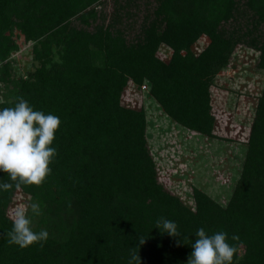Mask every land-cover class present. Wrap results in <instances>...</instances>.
Wrapping results in <instances>:
<instances>
[{"label":"trees","instance_id":"obj_1","mask_svg":"<svg viewBox=\"0 0 264 264\" xmlns=\"http://www.w3.org/2000/svg\"><path fill=\"white\" fill-rule=\"evenodd\" d=\"M18 34L35 42L41 62L28 77L9 62ZM202 38L207 44L196 54ZM240 43L260 51L264 69V0H0V82L7 87L0 110L23 97L60 119L51 173L41 186L21 188L41 208L31 213L33 231L49 237L42 248L9 245L7 211L17 190L0 191V264H129L137 245L141 264H187L199 228L227 233L237 247L232 264H264V89L229 202L196 187L195 208L158 181L145 111L122 102L129 80H149L170 116L212 134L211 86ZM163 44L173 49L168 62L156 55ZM2 182L10 180L0 172ZM161 217L180 235L162 233Z\"/></svg>","mask_w":264,"mask_h":264},{"label":"rangeland","instance_id":"obj_2","mask_svg":"<svg viewBox=\"0 0 264 264\" xmlns=\"http://www.w3.org/2000/svg\"><path fill=\"white\" fill-rule=\"evenodd\" d=\"M141 17L137 15L138 22ZM16 39L19 48L12 52L9 62L17 75L28 77L29 72L41 64L35 56V42L26 40L22 34ZM206 44L207 39L202 38L192 48L199 54ZM172 54L173 49L166 44L156 52L165 62ZM259 57L258 49L240 43L229 63L220 69L211 86L215 118L212 134L186 127L170 116L152 95L149 80L139 86L131 79L125 86L123 104L145 111L146 139L158 181L191 208L196 207V187L222 205H227L234 192L246 160L256 105L264 89V69L259 65ZM6 90L4 82H0V100ZM32 199L23 189L17 190L8 215L19 204L30 205ZM37 219L32 220V224ZM244 250L245 245L241 244L239 255H243Z\"/></svg>","mask_w":264,"mask_h":264},{"label":"clouds","instance_id":"obj_3","mask_svg":"<svg viewBox=\"0 0 264 264\" xmlns=\"http://www.w3.org/2000/svg\"><path fill=\"white\" fill-rule=\"evenodd\" d=\"M59 125V117L34 110L23 97H17L13 107L0 110V172L10 180L0 183V191L43 184L51 173L49 165L57 154V149L51 145ZM29 209L33 216L41 214L40 205L36 202L19 204L10 211L12 228L5 235L9 245L23 249L39 244L42 248L47 241V230L33 231ZM156 227L170 236L180 235L176 223L163 217L156 221ZM195 236L187 264H232L237 247L228 242L227 233L221 231L208 235L204 228H199ZM231 239L235 241L239 237L233 235ZM144 243L145 238L141 236L139 244ZM138 248L139 245L131 250L129 264H141Z\"/></svg>","mask_w":264,"mask_h":264}]
</instances>
